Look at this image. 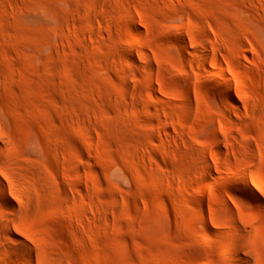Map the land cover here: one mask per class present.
<instances>
[{
    "label": "rangeland",
    "instance_id": "1",
    "mask_svg": "<svg viewBox=\"0 0 264 264\" xmlns=\"http://www.w3.org/2000/svg\"><path fill=\"white\" fill-rule=\"evenodd\" d=\"M0 181V264H264V0H0Z\"/></svg>",
    "mask_w": 264,
    "mask_h": 264
},
{
    "label": "bare ground",
    "instance_id": "2",
    "mask_svg": "<svg viewBox=\"0 0 264 264\" xmlns=\"http://www.w3.org/2000/svg\"><path fill=\"white\" fill-rule=\"evenodd\" d=\"M131 41L133 43H136V39L134 37H131ZM75 130L80 131V127L79 126H76L75 127ZM209 153L210 154H214L213 151H209ZM1 189H2V184H1V181H0V194H1V199H3V201L6 203V202H8L7 196H5V194L1 191ZM202 190H205V188L202 187ZM240 190L243 193V195L246 196L247 198H249L250 200H253V201H256L257 200L256 199V196L251 192V190L247 186L243 185ZM228 231H230V230H228ZM249 240L250 239H247V241H249ZM203 242H205L206 244H208L210 242V240L209 239H206ZM219 257L222 260H224V259L227 258L225 249L223 247L219 251ZM3 264H10V263L5 262Z\"/></svg>",
    "mask_w": 264,
    "mask_h": 264
}]
</instances>
